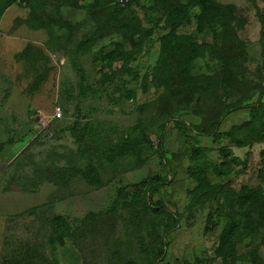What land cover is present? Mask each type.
<instances>
[{"label": "rangeland", "instance_id": "obj_1", "mask_svg": "<svg viewBox=\"0 0 264 264\" xmlns=\"http://www.w3.org/2000/svg\"><path fill=\"white\" fill-rule=\"evenodd\" d=\"M199 1L0 0V264H264V0Z\"/></svg>", "mask_w": 264, "mask_h": 264}, {"label": "trees", "instance_id": "obj_2", "mask_svg": "<svg viewBox=\"0 0 264 264\" xmlns=\"http://www.w3.org/2000/svg\"><path fill=\"white\" fill-rule=\"evenodd\" d=\"M199 2H200L199 5H200V7L203 10H205V11H207V10L210 11L211 10L212 4L210 2L204 1V0L203 1H199ZM160 211H165V212L169 213V211L164 206H160Z\"/></svg>", "mask_w": 264, "mask_h": 264}, {"label": "built area", "instance_id": "obj_3", "mask_svg": "<svg viewBox=\"0 0 264 264\" xmlns=\"http://www.w3.org/2000/svg\"><path fill=\"white\" fill-rule=\"evenodd\" d=\"M130 0H118L119 4L121 5H126ZM62 116V110L61 108H57L56 109V118L57 117H61Z\"/></svg>", "mask_w": 264, "mask_h": 264}]
</instances>
